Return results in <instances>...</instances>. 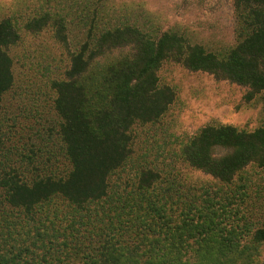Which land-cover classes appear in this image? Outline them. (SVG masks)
Listing matches in <instances>:
<instances>
[{
	"label": "trees",
	"instance_id": "trees-1",
	"mask_svg": "<svg viewBox=\"0 0 264 264\" xmlns=\"http://www.w3.org/2000/svg\"><path fill=\"white\" fill-rule=\"evenodd\" d=\"M232 1L238 43L223 56L172 31L151 37L134 25H110L95 7L72 5L66 15L49 9L23 23L29 32L51 28L66 45L76 17L84 39L63 78L52 84L69 170L31 180L0 177V210L22 212L34 228L32 234L21 232V223L0 226V264L77 258L92 264H257L264 222L228 224L223 204L235 199L222 197L221 187H209L214 195H188L169 170L152 165L136 170L133 181L122 185L120 179L133 161V128L157 123L175 101V92L158 81L162 63L247 88L249 99L264 93V0ZM18 28L9 18L0 21V101L13 85L8 51L20 38ZM179 154L189 168L228 186L248 166L264 167V129L207 126ZM21 239L24 246L12 244ZM30 239L40 253L34 260L25 257Z\"/></svg>",
	"mask_w": 264,
	"mask_h": 264
},
{
	"label": "rangeland",
	"instance_id": "rangeland-1",
	"mask_svg": "<svg viewBox=\"0 0 264 264\" xmlns=\"http://www.w3.org/2000/svg\"><path fill=\"white\" fill-rule=\"evenodd\" d=\"M72 5L95 7L102 11L101 21L118 26L134 25L151 37L167 31L178 33L191 44L219 56L227 54L238 43L232 0H0V21L9 18L20 29L17 44L8 51L13 85L0 101L2 179L19 174L31 180L40 175L60 176L69 170L58 135L60 119L54 110L56 95L52 84L63 78L71 53L83 42V33L76 17L66 45L55 39L51 28L29 32L21 27L27 19L49 9H59L66 15ZM157 77L160 85L175 92L176 98L157 123L133 128V161L120 173L122 185L134 180L136 170L152 165L169 170L178 179L175 184L188 195H214L209 187H221L223 190L218 193L222 197L235 199L231 204H223L230 217L228 224L241 228L244 224L256 227L257 223H263L264 167L250 165L231 185L224 186L189 168L179 152L207 126H231L248 133L264 129V93L249 99L247 88L216 80L207 73L190 72L172 61L162 63ZM1 207V228L8 224L13 229L11 225L21 223L24 229L21 232L29 229L33 234L34 228L28 226L26 215ZM31 241L24 242L32 248L25 257L34 260L40 253L34 250L35 241L31 247ZM21 242L22 239L12 244L22 247ZM263 260L264 247H260L256 263L261 264ZM66 261L67 264H92L78 258Z\"/></svg>",
	"mask_w": 264,
	"mask_h": 264
}]
</instances>
